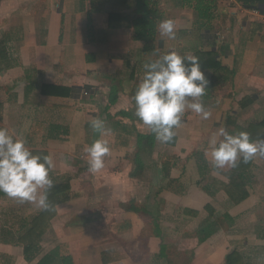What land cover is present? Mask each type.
<instances>
[{
  "label": "crops",
  "instance_id": "1",
  "mask_svg": "<svg viewBox=\"0 0 264 264\" xmlns=\"http://www.w3.org/2000/svg\"><path fill=\"white\" fill-rule=\"evenodd\" d=\"M125 4L0 0V40L13 63L0 72V128L24 139L31 152H45L53 162L49 175L70 183L69 199L56 206L50 228L26 255L21 236L41 209L0 192V264H63V257L71 264H157L165 244L176 247L181 232L193 229L202 251L214 245L192 256L197 264H225L231 251L247 264H264V156L216 169L205 155L220 128L245 131L252 141L264 136L263 7L149 0L154 25L145 49L137 24L142 2ZM116 12L128 19L117 17L123 26L111 27ZM165 19L176 24L174 40L160 36ZM172 50L201 55L209 84L200 99L209 116L186 111L174 138L160 143L135 116L132 98L143 65ZM210 59L218 66L205 67ZM43 85L73 90L42 95ZM110 116L119 121L98 135L110 155L93 174L85 125ZM233 182L234 196L246 192L239 202L226 192Z\"/></svg>",
  "mask_w": 264,
  "mask_h": 264
},
{
  "label": "clouds",
  "instance_id": "2",
  "mask_svg": "<svg viewBox=\"0 0 264 264\" xmlns=\"http://www.w3.org/2000/svg\"><path fill=\"white\" fill-rule=\"evenodd\" d=\"M158 30L162 38H176V24L172 19L162 20ZM143 69L142 79L132 98L135 101L134 114L154 133L157 141L168 143L174 138V129L181 126L186 111L204 119L209 116L200 99L205 95L209 81L201 70L198 57L182 56L172 50L145 63ZM91 127L103 135V120L94 118ZM219 137L223 139L218 141ZM210 144L205 155L210 157L216 169L235 168L238 162L248 163L257 155L264 156V136L252 141L245 131L232 135L220 128ZM85 151L88 171L95 174L102 170L104 157L110 155L108 141L94 140ZM52 168L51 157L33 155L24 139L13 138L8 129L0 128V192L21 204H34L47 210L50 207L48 191L53 187L49 175Z\"/></svg>",
  "mask_w": 264,
  "mask_h": 264
},
{
  "label": "trees",
  "instance_id": "3",
  "mask_svg": "<svg viewBox=\"0 0 264 264\" xmlns=\"http://www.w3.org/2000/svg\"><path fill=\"white\" fill-rule=\"evenodd\" d=\"M128 0H117V3L119 6L126 5L125 3ZM142 2L141 7L137 9L139 12H141V17L137 20V24L139 27H141L142 31L139 34L141 37L145 39V49H148L151 44V35L153 31V22L150 21L149 16L152 13L151 8L149 7V0H140ZM237 2L243 4L245 7H251L254 5L262 6L264 11V0H236ZM134 9V6L132 7ZM136 10V11H137ZM117 17H122V19H128V14L116 12L115 14H110V17L108 19L109 26L111 27H118L123 26L121 23H116ZM199 58V64L201 55L197 56ZM11 59L7 56V54L4 52L3 48V41L0 40V72L4 68H9L12 65ZM212 66L217 67L218 63L210 59V63L205 65V67ZM73 90V88L69 87H62V86H56V85H43L41 87L40 93L42 95H50V96H67L70 94V92ZM114 101L113 98L109 99V102L112 103ZM2 104L0 103V121L2 120ZM85 143L88 145H91L94 140H97L99 138V131H94L91 127V124L85 125ZM33 155H39L41 157L46 156L45 152H39V151H32ZM244 163L241 161L239 162L238 166L234 169H238L240 166H242ZM50 178L53 180V187L48 191V202L50 207L47 210H40L39 213L34 215L31 220V227L26 232L24 236H21V242L24 246V252L25 255L28 254L29 251L34 250L39 241L42 239L43 234L50 228V221L52 217L56 213V206L66 202L69 199V193H70V183L68 179H64L63 181L58 180L56 177L50 175ZM226 187V192L230 196V198L234 202H239L246 196V192L244 191L239 196H234L232 194V185ZM63 264H71V261L69 257H63L62 258ZM225 264H247L242 255L237 251H231L228 253L225 257Z\"/></svg>",
  "mask_w": 264,
  "mask_h": 264
},
{
  "label": "rangeland",
  "instance_id": "4",
  "mask_svg": "<svg viewBox=\"0 0 264 264\" xmlns=\"http://www.w3.org/2000/svg\"><path fill=\"white\" fill-rule=\"evenodd\" d=\"M101 111L102 110L100 108L99 113ZM101 115L103 116V112H102V114H100V116ZM110 118H112V120H111V122H107L108 123L107 124L105 122L106 121L105 117H100V119L105 122L104 123V126H105V134L108 133L109 131H111L112 121H119V119H114L115 117H111L110 116ZM107 119H109V118H107ZM115 140H117V139H115ZM111 154L115 155L114 152L111 153ZM113 155H111V156H113ZM125 176L126 175L123 174V178H122L123 180H124ZM196 233H197V231H195V229L189 230V231H184L183 230L181 232L180 239L177 240L176 247L175 246L174 247H170V246H167L165 244V246L162 247V249H164V251H166L167 254H164L163 256H161L158 259L157 264H173V263L174 264H197V262L195 260H191L192 256H194L195 254H198V253H202V252L203 253H206L208 250L214 249V245L211 244V245H209L207 247L208 249L205 252L202 251V249H200V248H203V247H199L198 245L196 246V244H195V242H196V235H197ZM164 234H166V233H164ZM210 236L211 235H209V237ZM177 237H178V235H177ZM164 241L166 242L167 239L164 238ZM178 248H179V252L175 253L174 251L176 249L178 251Z\"/></svg>",
  "mask_w": 264,
  "mask_h": 264
},
{
  "label": "built area",
  "instance_id": "5",
  "mask_svg": "<svg viewBox=\"0 0 264 264\" xmlns=\"http://www.w3.org/2000/svg\"><path fill=\"white\" fill-rule=\"evenodd\" d=\"M228 1H233V0H228ZM255 12H256L257 14H260V13H261L259 9H256Z\"/></svg>",
  "mask_w": 264,
  "mask_h": 264
}]
</instances>
